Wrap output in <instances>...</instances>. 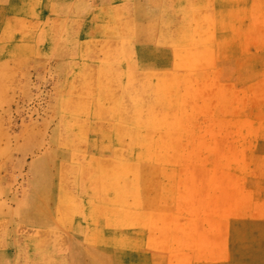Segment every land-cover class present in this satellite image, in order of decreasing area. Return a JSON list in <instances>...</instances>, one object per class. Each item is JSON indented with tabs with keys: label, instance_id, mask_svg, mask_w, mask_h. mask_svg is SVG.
Wrapping results in <instances>:
<instances>
[{
	"label": "rangeland",
	"instance_id": "374dc122",
	"mask_svg": "<svg viewBox=\"0 0 264 264\" xmlns=\"http://www.w3.org/2000/svg\"><path fill=\"white\" fill-rule=\"evenodd\" d=\"M157 1L0 0V264H183L184 215L229 211L262 174L244 169L264 123L229 90L247 77L210 90L193 74L209 43L182 26L199 11ZM212 159L244 171L192 169Z\"/></svg>",
	"mask_w": 264,
	"mask_h": 264
},
{
	"label": "crops",
	"instance_id": "0c3cea01",
	"mask_svg": "<svg viewBox=\"0 0 264 264\" xmlns=\"http://www.w3.org/2000/svg\"><path fill=\"white\" fill-rule=\"evenodd\" d=\"M163 1L158 0L156 4L164 3ZM171 1L173 4L177 1L182 3L181 10L199 11L198 23L183 17L182 26L193 27L194 32L198 28V38L209 43V54L203 59L200 58L199 69L193 74L206 78L207 83L216 79L215 88L210 89L214 92L218 91V73L225 75L230 70L237 76H246L245 83L233 81L229 90L247 92V121L252 124L264 123V115L261 119L255 115L256 105L253 98L255 92L264 93V0H166L168 11L174 10V7L170 8ZM197 2L199 8L196 7ZM144 3V0H134L135 10H146L147 5ZM190 3L194 4L193 7ZM154 4L149 11L156 10ZM159 9L164 10L162 7ZM208 13H211V18H208L210 22L206 20ZM226 38L229 40L224 43ZM230 41L234 43V50L230 54H225L223 48L218 50V44H230ZM166 65L165 71L173 73L175 59L168 58ZM262 107L264 108V104ZM250 141L251 137H248V143ZM246 154L248 157L251 154L264 157V145L261 152L247 149ZM246 166L245 171L262 174L250 175L251 179L246 183L239 180L231 186L229 211L188 212L184 215L187 225L185 230L191 240L190 244L184 245V251H188L185 252L188 254L183 253V264H264V163H248ZM192 169L213 172L244 171L233 165L218 168L217 159ZM239 177L242 178V175ZM148 264L156 262L152 260ZM165 264H171V260H167Z\"/></svg>",
	"mask_w": 264,
	"mask_h": 264
}]
</instances>
